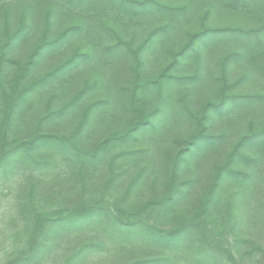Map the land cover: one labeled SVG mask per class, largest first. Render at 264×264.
Returning <instances> with one entry per match:
<instances>
[{"label": "rangeland", "instance_id": "374dc122", "mask_svg": "<svg viewBox=\"0 0 264 264\" xmlns=\"http://www.w3.org/2000/svg\"><path fill=\"white\" fill-rule=\"evenodd\" d=\"M0 67V125L18 76L21 87L39 80L9 137H57L0 164V264L26 238L22 205L32 199L65 218L88 202L117 213L184 182L147 216L171 228L245 137L211 207L213 231L156 239L104 210L54 216L41 264L81 249L75 264H264V0H0ZM202 131L175 180V156Z\"/></svg>", "mask_w": 264, "mask_h": 264}, {"label": "trees", "instance_id": "16d2710c", "mask_svg": "<svg viewBox=\"0 0 264 264\" xmlns=\"http://www.w3.org/2000/svg\"><path fill=\"white\" fill-rule=\"evenodd\" d=\"M202 34L203 33L200 35ZM9 42L10 40L8 43ZM40 48L41 46H39L38 49ZM33 57L34 54L32 55V58ZM175 60L177 61L178 57ZM25 73H21L20 76H18V78L15 80L13 87L11 86V90L5 92V115L0 125V164L18 152L34 148L38 144L56 137L52 134L41 132H37L32 139H23L17 136L9 137L8 135L9 124L11 123L15 107L20 102L23 95L27 91L31 90V88L39 82V80H37L26 85L24 84L22 87L19 86L22 83L21 81ZM19 88H22V90H18ZM149 122V117H147L146 120L137 122L135 127H132L129 131H126L120 138L126 139V137L129 136L133 131L141 129ZM118 138V136H111L101 144L97 145L93 151L89 153L92 155L99 154L101 151L106 150L113 140ZM249 138L245 137L242 139L240 141V145H238L234 152L229 155L226 163L220 166L214 178L213 184L210 186L207 193L200 199L198 207L193 211H190V213H188L184 218L180 219L179 222L174 224L171 228H164L156 222H151L148 220L147 216H150L151 212H154L156 208H162V206L170 203L173 204V202L177 199L179 192L181 191L180 189L185 184L184 182L178 183L177 181L174 182L173 180L172 183H170L168 192L163 196L150 199L145 204L133 203L126 207L117 206L115 208L117 213H114L112 208H108L105 211L100 202H88L75 207V210L65 218V215L61 214L63 213L61 211H53V213L50 214L49 212L42 210V207H37L36 201L33 199L31 201L29 200L25 202L24 205H22V213L25 215V219L28 220V226L25 229L26 238L24 240H19L16 248L6 255L4 264H41V257L45 254L48 247L52 245V241L47 238L48 236L46 234L49 233L47 230V224L54 216L64 219L65 222H70L73 220L77 221L81 217L100 214L104 210L107 212V214L112 216L117 221V223H119V225H122L127 230L138 228L145 231L147 235H152V238L156 239L178 237L188 229H196L202 234L205 233V230L213 231V226H210L213 222L211 216L213 210L211 207L217 204V191L222 183L224 174L232 171L230 166L232 164L233 157L239 151L241 144L247 142V139ZM203 139H206L205 133L203 134V131L202 133L200 132V134L193 135L187 144L188 146L177 153L174 160V179L176 177L175 174L177 173V169L182 165L181 161H184L185 159V153L188 152L193 145H200L201 142H203ZM208 141L209 140L206 142ZM81 259L82 249L78 250L76 253L74 252L70 257H68L64 264H75V262H78ZM148 261L152 260H146L144 262H132L130 264H143Z\"/></svg>", "mask_w": 264, "mask_h": 264}]
</instances>
